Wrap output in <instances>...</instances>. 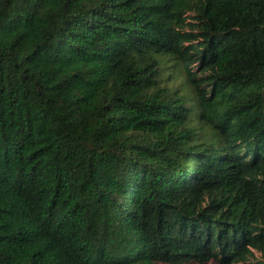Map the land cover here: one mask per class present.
I'll return each mask as SVG.
<instances>
[{
  "label": "trees",
  "instance_id": "obj_1",
  "mask_svg": "<svg viewBox=\"0 0 264 264\" xmlns=\"http://www.w3.org/2000/svg\"><path fill=\"white\" fill-rule=\"evenodd\" d=\"M211 261L264 264V0H0V264Z\"/></svg>",
  "mask_w": 264,
  "mask_h": 264
},
{
  "label": "rangeland",
  "instance_id": "obj_2",
  "mask_svg": "<svg viewBox=\"0 0 264 264\" xmlns=\"http://www.w3.org/2000/svg\"><path fill=\"white\" fill-rule=\"evenodd\" d=\"M186 78H187V75L185 73H182V75L180 77H178L176 80H174V83L171 82V86H172L171 92L175 93L178 91L180 93H184L182 90H184L186 93L190 92V91L193 92L192 87L190 84H188ZM191 102H192V99L190 101H187L186 104L190 106V105H192ZM195 106H197V105H195ZM223 107H224V104L220 106V109H222ZM201 110H202L201 108H198L199 112ZM191 122H192V124H194V126H197V127L200 126V120L198 121V115H195L194 119ZM207 129H208V127H205V130H207ZM209 135H210V133H209ZM209 135L207 134L206 137H209ZM188 264H199V263H188ZM207 264H219V263H217L215 261H211Z\"/></svg>",
  "mask_w": 264,
  "mask_h": 264
}]
</instances>
